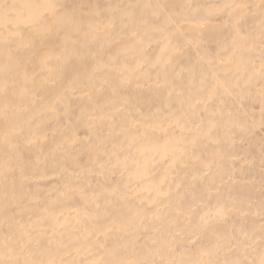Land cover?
<instances>
[{
    "label": "bare ground",
    "instance_id": "obj_1",
    "mask_svg": "<svg viewBox=\"0 0 264 264\" xmlns=\"http://www.w3.org/2000/svg\"><path fill=\"white\" fill-rule=\"evenodd\" d=\"M236 1L0 0V162H15L9 167L17 172L0 169V209L13 201L11 211L0 212V231L20 232L19 250L31 245L36 260L45 259H15L8 248L0 249V264H94L99 257L101 264H181L182 256L183 264H264V257L254 259L261 245L256 238L248 241L242 223L243 206L258 198L261 186L235 185L242 170L237 157L254 179L263 178L260 165L247 164L252 157L242 142L264 145V137L251 134L264 124L251 116L253 108L264 109V16L249 27L251 16L235 7L228 15L234 33L225 28L227 16L220 29L204 23ZM244 1L249 13H264L263 0ZM192 24L207 27L194 34ZM96 87L107 92L84 100ZM254 102L258 107L250 108ZM74 123L87 129L84 139ZM229 129L243 137L230 138ZM47 134L54 138L47 141ZM206 147L212 152L204 160ZM260 157L264 164V149ZM214 159L224 161L219 174L226 186L217 185L229 190L219 204H207L211 188L204 201L197 194L189 204L181 193L169 197L166 184L180 185L184 165L207 169ZM48 164L57 169L54 177L63 175L62 183L50 195L53 187L46 182L47 200L36 201L29 185L47 180ZM202 179L195 175L193 182ZM23 207L27 218L17 221ZM87 217L93 226H85ZM185 220H194L185 228L189 236L176 240ZM95 225L105 236L97 235L98 253L90 256L84 238ZM169 231L172 242L163 241L165 250H150L146 237ZM195 236L207 241L205 260V249L185 251ZM221 239L230 244L219 246ZM106 241L113 243L109 251ZM65 243H72L70 250L60 254ZM178 247L180 256L173 251Z\"/></svg>",
    "mask_w": 264,
    "mask_h": 264
},
{
    "label": "rangeland",
    "instance_id": "obj_2",
    "mask_svg": "<svg viewBox=\"0 0 264 264\" xmlns=\"http://www.w3.org/2000/svg\"><path fill=\"white\" fill-rule=\"evenodd\" d=\"M198 1L199 0H192V2H198ZM241 1H243V2L240 3L239 0L236 1L239 4L232 3V5H231L232 8L230 6L226 11L224 9L213 11L211 14H209L210 15L209 16V20L208 21H204V23H207L206 24L207 26L208 25H213V26H217L220 29L221 25H223L224 22H225L223 18H225L227 16V22L225 24V28H228V30L231 31V33H234L235 29L233 28V26L235 24H232V21L230 22V18L231 17L228 16V15L230 14V11H232V10L236 11V9H235V7H236V8H238L237 12L244 11V12H246V15L251 16L250 23L248 25L249 27L256 26V24L259 21L260 17L264 16V13H261V12L259 14L258 13H254V12L253 13H249L248 11H251V8H252V7H250L251 5L250 4L249 5H247V4L243 5L245 3V1L244 0H241ZM261 4H262L261 7H263L264 6V0L261 2ZM249 16H247V17H249ZM244 17H243V20L247 21L246 18H244ZM206 25H201L200 26V25L192 24L193 27L191 28L190 32L193 31V30H194L193 32H195L194 34H197L196 32H198V33L205 32V30H204L205 27L204 26H206ZM245 25H247V24H245ZM182 27H185L184 29L187 30L188 25H183ZM201 27H203V29H201ZM245 28H247V27L246 26L240 27L241 30H244ZM190 32L187 31L186 35L187 36H191L193 32L192 33H190ZM243 32H246V29ZM102 35H104V34H102ZM205 45H207V44H205ZM203 47H204L203 49H205L206 46H203ZM199 50L201 51L202 47H199ZM193 53L196 54L195 49H193ZM214 55H216V54H214ZM211 64L212 65H217L215 60L212 61ZM134 83H135L134 79H130L129 80V84L134 85ZM156 84L159 85V82H156L155 84L151 83L152 86L156 85ZM161 86H164V84H161ZM124 90L125 89H123L122 91H124ZM102 91H104L105 93L107 92V90H105V88L101 89V87H96V88H94V91H90V92H88L86 94L87 97H84V100L85 99H90L88 97V94L89 95H93L94 92H102ZM253 107H258V104H256L255 102L252 103L250 108H253ZM143 110H145V109H143ZM7 111H8V109H7ZM5 113H6V115H10L11 114L10 111L9 112H5ZM251 116L253 117L252 119H258V117L264 119V109L253 108V112H251ZM74 128L76 130H78V138H81V139L83 138L84 139V137H86L85 135L87 133V129L80 128L79 125H77L76 123H74ZM218 130H219V135L221 136V138H223L224 137V132L222 130H220V129H218ZM229 132L232 133V136L230 135V138L233 137V136L235 138H240V137L242 138L243 137V135L240 132H237V133L235 132L234 133L232 129H229ZM251 134H252L253 138H257L259 136L264 137V124L260 125L256 129L251 130ZM51 136H52L51 134H47V138H46L47 141L48 140H52L54 138V137L51 138ZM47 141L45 143L46 145L49 144V142H47ZM225 141L226 140L222 141V143L223 142L225 143ZM248 142L246 140H244V139H243V142H242L243 147L247 151H249L248 155L252 157V158L249 159V161H246V162L249 165H254V167H255V164L258 165V166L260 165L261 170L263 172V175H262L263 178L254 179V177H253L254 173L252 171L248 172L246 170H243V167L241 165L243 164L244 160L242 158H238L237 157V159H236V168L237 169L242 168V170H241V174H239L237 176L236 180H235V185L238 186V184H241V185H244L243 187H247L248 183H250V184H253L252 188H254V185L261 186V190L262 191L257 192V193L255 191V193H256L255 196L258 197V198L254 199L253 201L248 202V204L244 205L243 206L244 207L243 208L244 211H243V214H242L246 218V220L242 222V223H245V226H243V227L249 232V235H250L248 241H250L253 238L254 239L256 238L258 240L257 242H259V245H261L260 248H259V251H257L255 253V257H254V259H255L257 257H264V252L262 250V249H264V164H262L261 157H260V151H262L264 149V145L260 144V143H257L255 146L251 147L250 146L251 143L250 142L248 143ZM45 144H43V145H45ZM17 149H18V151L22 150L21 146H19V145H18ZM210 150H212L211 147H206V151H203V152H202V150H200V152H202V154H201L202 159L205 160V159L208 158L209 154L212 152V151L209 152ZM25 155H29V153H26ZM85 157H86L85 155L79 157V158H81V162L82 163L85 162V160H86ZM239 157H241V156H239ZM223 162L224 161L221 160V159H219V160L214 159L212 165L209 166V168H207V169H204L201 166H197L195 168H190L188 165H184L183 168L185 169V172L182 173L180 175V177L177 179V181L180 183V185H176V183H174V182L171 183V184H169V183L166 184L167 189H168L169 197L174 196V194L181 193L184 196L183 197L184 201L189 204V203H192L193 201H196V195L195 194H197L198 197L200 196L202 198V200L204 201L205 200V194H206V191H205L206 188H211V189H213L214 194H213V197L211 198V200L209 198H207V201H208L207 204L208 205L212 204L213 207L216 204H219L221 202V200H222L221 196L223 194L229 192V190H225L223 188L224 186H226V185H224L225 183H223V181H220L221 180L220 176H222L223 174H219V172H220L221 165H223ZM56 163L58 164L57 160H56ZM9 165L13 166V165H15V162L11 163L10 160L4 159V161L0 162V169H2L3 172L6 175L17 174V172L15 170H13L11 168V166L9 167ZM86 166H88V163H86ZM45 169H46L45 174L48 175L49 178L47 177L46 181H37L35 179V180H33L30 183L29 189L33 190V191H36L35 194H33V192H31L30 190H27V191H29V192H31L33 194L32 198L36 199V201H45V200H47V198L49 196V192H47V191H49V189L51 187L45 188L44 185H46L47 183L50 182L52 184V187H53L52 188L53 191L50 192V195L52 193L54 195V193L56 191V188H57L56 185H58L59 183H62L61 179H62L63 175H60L58 177H54L56 174H52V173L56 172V170H57L56 168H53L52 166H50L48 164ZM217 172H218V174H217ZM195 175H199V176L203 175V179L200 181V183H197V185H195L194 182H193V178H194ZM90 177L91 176L87 175L86 179L88 180V179H90ZM98 181H99V183L101 182V184H104V185L107 184V182L104 179H101V180H98ZM219 181L222 182V184L224 186L222 184H220L218 186L217 183ZM81 185H84V184L82 183ZM95 185H97V184H95ZM249 197H251V195H249ZM74 199L78 200L77 198H74ZM74 199L69 200L67 202V204L74 203ZM11 200H14V198L11 199ZM12 202L13 201L5 202L4 208L0 209V212L1 211L2 212L3 211L6 212L7 210L11 211L13 209L12 208L13 206H11ZM78 203H79V200H78ZM201 204L202 203H198L197 202V207L198 208H200V207L202 208ZM204 204H206V203H204ZM206 206L207 205H205V207ZM236 207L238 208V206H236L235 203L233 202V205L231 207V211H235ZM24 209H25V207H23L21 210L16 212L15 218L17 219V221L18 220H25L27 218L26 217V212H25ZM86 209H88L89 211H93L92 209H89L87 207H86ZM37 215H38L37 212H35V213L31 214V217L32 216L36 217ZM28 216H30V215H28ZM227 220L229 221L227 223H230V221L233 220V219L232 218L231 219L228 218ZM193 221L194 220H191V221L185 220L186 224L182 223V225H181V223H180V225L177 226L178 229L176 230V235H175L176 240L181 239V238L184 239V238L189 236V233H186V231H185L186 229L185 228H186V225L188 223H191ZM41 225L44 226V225H46V223H43ZM43 226H41V227H43ZM85 226H87V227L88 226H93V224L91 223V219L89 217H87L85 219ZM192 226H194V225L192 224L190 227H192ZM94 227H95V229L92 231V233L87 238H84V242L86 243L85 249L86 248H90L89 251H87L88 253H90V252L98 253V250L96 249L95 246H96V239L98 240L100 238L97 235L100 234V233H97V230H98L97 226L95 225ZM238 228L239 227L237 226L236 227V231H237ZM9 229H11V231H9ZM0 233L2 234V235H0V249L5 251V253H8L7 252L8 248H12V249H14V252H12V254H14L15 259L19 258V257L26 256L25 258L27 260H29V261H31L33 259V260H35L37 262H40V261L44 262L45 259H42V258H41V260H36L37 257L35 255V251L37 249H33V247L31 245H26L25 247L22 248V250H19V248H18V240H20V237H19L20 232H17V231L16 232H12V228H8L5 231V233H2L1 231H0ZM246 234L247 233H245L244 235H246ZM100 235L101 236H105L103 233H101ZM127 238L130 239L129 237H125V239H127ZM140 238H143L145 240V236L143 234H142V236ZM168 238H169L168 242H172V237H171L170 231L167 232V234L165 233L164 235L160 236L158 239L154 238L153 240H151V239H148V237H146L145 242H147L148 244H151L150 245V250L158 249L159 251L162 252L163 250H165L164 249L165 246L163 245V243H164L163 241H165ZM193 239H194V241H193ZM193 239L190 241V244L188 246H186L185 251H188V250L201 251L202 249H205V250H202L203 251L202 252V254H203L202 257L205 260L210 254L209 250H208V247H207V241L205 242L204 240H201L199 237L197 238V236H195ZM242 239L245 240L244 236H240L238 238V240H240V241ZM101 240H104V239L101 237ZM81 241H82V239H81ZM119 241H122V239H119ZM229 242H230V239H228V240L221 239L220 243H219V246H225L226 247L228 244H230ZM71 244L72 243H65L62 246V248H61L60 254L67 253L70 250ZM105 244H106V247H107V249H105V250L109 251L110 249H112L113 243L111 241H106ZM49 248H51V247H49ZM210 249L213 250L214 248L210 247ZM180 250H181V247H178L177 249H174L173 251H174L175 254L178 255V252H180ZM100 252L102 253L104 251H100ZM149 252L150 251H148L146 253H149ZM43 256L46 257V253H43ZM90 256H91V253H90ZM178 256H180V255H178ZM116 257H117V254L114 257L112 256V259L115 260ZM97 259H99V260L98 261H93L94 264H101V263L105 262L104 259H102L101 257H99ZM184 259H185V257H183V256L179 258L181 264H183V260ZM111 260L109 258H106V261H110L111 262ZM113 263H114V261H113Z\"/></svg>",
    "mask_w": 264,
    "mask_h": 264
}]
</instances>
